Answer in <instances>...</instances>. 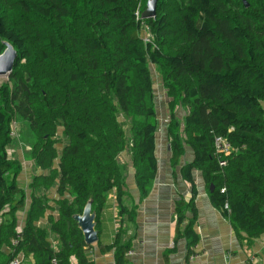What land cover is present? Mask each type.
Listing matches in <instances>:
<instances>
[{"label": "trees", "instance_id": "1", "mask_svg": "<svg viewBox=\"0 0 264 264\" xmlns=\"http://www.w3.org/2000/svg\"><path fill=\"white\" fill-rule=\"evenodd\" d=\"M147 1L0 0V55L3 42L17 51L0 84V264L20 254L34 256L35 264H94L74 217L92 201L101 235L113 193L125 217L121 227L134 220L135 209L123 203L120 156L131 155L147 197L158 170L152 69L168 98L173 165L192 148L195 159L182 168L183 177L193 183L192 171L203 173L214 185V206L237 235L252 242L264 234V0H246L249 7L243 0H158L154 18L138 19ZM180 107L187 110L184 124ZM13 122L29 133L21 136L35 172L28 188L19 184L23 164L10 152ZM218 136L235 150L224 168L214 154ZM52 190L55 208L47 200ZM27 199L28 218L18 231L17 213ZM189 206L182 199L176 204L179 236ZM49 209L59 214L49 219L50 232L37 226ZM193 224L182 230L190 247L198 240ZM123 233L105 248L115 249L117 264H128Z\"/></svg>", "mask_w": 264, "mask_h": 264}, {"label": "crops", "instance_id": "2", "mask_svg": "<svg viewBox=\"0 0 264 264\" xmlns=\"http://www.w3.org/2000/svg\"><path fill=\"white\" fill-rule=\"evenodd\" d=\"M164 95L167 97L166 93ZM164 95L161 92L160 101L157 100L156 103L159 114L155 152L158 170L152 188L148 196L142 198L135 180L131 155L126 153V196L123 203L135 209L134 220L132 222L126 220L125 226L121 227L125 217L122 219L119 216L120 207L116 194H111L101 214L100 242L85 248L88 258L94 264H117L115 249L105 248L114 243L120 232H124L122 239L129 240V251H133L127 256L128 264H264V234L252 242L245 234L237 235L231 219L214 206L210 186L205 181L203 173L193 170V183L183 177L182 168L195 159L193 149L187 147L185 156L176 166L173 165L171 138L168 134L171 117L168 112V98L163 99ZM10 152L12 153V150ZM17 155L23 164L19 184L28 188L32 175L26 180L29 166L24 165L25 160L20 152H17ZM49 197L50 199H47L49 206L55 208L56 190H52ZM181 199L190 206L185 212L186 220L179 236L176 204ZM30 204L31 199H27L26 207L17 213L18 231L25 227ZM58 216L57 210L49 209L37 226L50 232L49 219L51 217L58 219ZM190 222L194 223L193 230L198 239L191 247L189 244L192 239L182 235L183 228ZM49 239L55 249L59 247L56 235L50 233ZM10 251L9 247L3 250L7 254ZM22 256V264H35L34 256L27 258ZM72 261L76 262L73 258Z\"/></svg>", "mask_w": 264, "mask_h": 264}, {"label": "water", "instance_id": "3", "mask_svg": "<svg viewBox=\"0 0 264 264\" xmlns=\"http://www.w3.org/2000/svg\"><path fill=\"white\" fill-rule=\"evenodd\" d=\"M246 7L249 4L243 0ZM158 0H148L146 9L143 11L142 19L154 18L157 14ZM6 46L5 51L0 55V77H9L12 73L15 61L17 59V51L8 43L3 42ZM211 192L214 190V185L210 187ZM96 213L92 210V201L86 205L83 214L76 215L74 220L77 222L80 230L83 233L86 245L91 246L99 241V231L96 229Z\"/></svg>", "mask_w": 264, "mask_h": 264}, {"label": "rangeland", "instance_id": "4", "mask_svg": "<svg viewBox=\"0 0 264 264\" xmlns=\"http://www.w3.org/2000/svg\"><path fill=\"white\" fill-rule=\"evenodd\" d=\"M152 71H153L152 73H153V78H154V82H155L154 87H155L156 103H157V100L160 101L159 96H160L161 92L164 95L166 93V91H165V88H164L160 74L157 71H155L154 69H152ZM5 81H8V77H0V84L5 82ZM163 99L167 100L166 95H164ZM158 108H159V106H158ZM159 110L161 111V108H159ZM186 113H187V110L183 109V107H180L177 110L178 118L182 122V124H184V119H185ZM157 114H158V110H157ZM160 118H161V113H160ZM158 119H159V114H158ZM158 124H159V121H158ZM158 131H159V127H158ZM28 135H29V133H28L26 124L19 123V122H13V134H12V136H14L16 138V144H15L14 148L12 149V152H13V154L15 153L16 155H17V152H20L21 155L23 156L24 160H25L24 165L29 166L27 169L26 180H27V178L29 179L31 177V175L33 177L35 174L33 168L31 169L32 162L30 163L29 162L30 160L26 162V160H28L27 155H26V151L30 148V145L26 141H24L22 139V137L28 136ZM125 154L126 153H123L122 156H120V162L122 163V165L126 169L127 164L125 161ZM17 158L22 161V159L19 158L18 155H17ZM127 170H129V169H127ZM37 172L40 173V171H37Z\"/></svg>", "mask_w": 264, "mask_h": 264}, {"label": "built area", "instance_id": "5", "mask_svg": "<svg viewBox=\"0 0 264 264\" xmlns=\"http://www.w3.org/2000/svg\"><path fill=\"white\" fill-rule=\"evenodd\" d=\"M140 10L138 9L136 16L138 19H142V17H140ZM145 41L149 42L150 39L145 38ZM13 134V133H12ZM214 149L215 152L214 154L217 156V158L219 159V165L221 168L226 167L227 165V161L226 159L228 157H230L233 153H234V148L232 147V145L230 144V142L224 138V137H216L214 140ZM224 191V190H223ZM226 209H228V206H226ZM21 238V234L18 233V235L16 236V238L13 239L12 241V245L14 247H16L19 243V239ZM133 253V251H128L127 256L131 255ZM195 254L191 257L192 259L194 258ZM22 255H18L16 257H14L9 264H22ZM52 264H57V261L54 259L52 261Z\"/></svg>", "mask_w": 264, "mask_h": 264}]
</instances>
